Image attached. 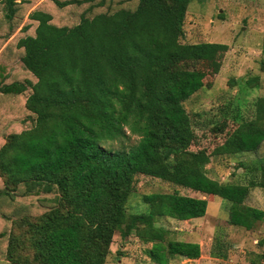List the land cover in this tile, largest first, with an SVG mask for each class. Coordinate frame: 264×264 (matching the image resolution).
Returning a JSON list of instances; mask_svg holds the SVG:
<instances>
[{"label":"trees","instance_id":"trees-1","mask_svg":"<svg viewBox=\"0 0 264 264\" xmlns=\"http://www.w3.org/2000/svg\"><path fill=\"white\" fill-rule=\"evenodd\" d=\"M16 1L0 0L10 21ZM20 1L33 6L31 0ZM107 1L45 0L51 9H32L22 31L34 28L33 34L17 47L35 82L0 79V102L21 100L34 123L11 134L0 149L5 189L24 186L26 195L55 193L43 202L57 204L42 215L18 211L8 217V227L0 233L7 241V264H108L117 233L165 246L149 251L157 264H169V257L198 260L200 244L168 241L171 232L157 221L204 218L205 196L230 204L234 227L252 231L264 221V211L245 204L251 189L264 190V166L258 168L261 181L248 185L221 183L206 168L212 157L259 151L264 97L257 99L252 120L234 118L237 128L212 154L192 150L194 128L184 104L205 87L207 70L219 71L229 46L182 43L192 0H120L114 12H102L109 9ZM55 9L79 11V20L58 19ZM260 66L264 73V60ZM132 136L139 141L129 150L107 147ZM238 166L253 171L245 163ZM139 175L204 198L179 192L144 195L148 213L130 214ZM4 192L0 200L10 205L11 194Z\"/></svg>","mask_w":264,"mask_h":264},{"label":"rangeland","instance_id":"rangeland-1","mask_svg":"<svg viewBox=\"0 0 264 264\" xmlns=\"http://www.w3.org/2000/svg\"><path fill=\"white\" fill-rule=\"evenodd\" d=\"M44 1L31 0L32 8L28 5L24 7L17 0V12L11 21L6 18L7 8L0 4V79L7 77L8 84L35 82V78L22 65V53L17 44L23 37L33 34L34 28L27 32L22 31L28 23L29 12L37 7L51 9ZM117 1L120 0L107 1L109 9L101 11L114 12L119 3ZM52 13L65 22L73 19V22H77L80 16V12L74 13L73 9H55ZM184 31L182 43H218L229 46L219 71L207 70L205 87L184 104L194 128L192 150H205L212 154L226 141L228 134L237 128L234 118L240 116L242 120H252L255 117L257 99L264 97V73L260 66L264 60V0H192ZM257 83L260 87L254 88ZM2 103L0 102V149L11 134L20 132L23 126L31 128L34 124L21 109V100L10 99L8 105ZM10 108L12 111H7ZM138 141V137L132 136L107 143V147L129 150ZM239 163H245L253 171L250 173L246 168L239 167ZM261 166H264V144L254 154L212 157L206 168L208 176L221 183L248 185L251 180L261 181L262 173L258 170ZM5 181L0 175V196L9 190L11 201L8 205L0 200V233L7 229L11 219L8 217L19 214L18 211L20 214L36 216L57 205L54 206L51 201L43 202L45 199H54L55 193L26 195L24 186L5 189ZM174 192L183 196L204 198V195L192 190L139 175L136 177V192L128 204V213H148V206L142 200L144 195ZM205 198L208 201V211L204 218L188 222L169 218L157 221V226L171 232L168 241L192 242L201 246L200 259L189 261L180 257H169V264H264V221L257 223L252 231L234 227L229 223L230 204L219 197ZM245 204L264 211V190L251 189ZM6 245V239L0 238V264H7ZM164 247L145 244L134 234L123 239L117 233L108 264H157L150 257L149 251H163Z\"/></svg>","mask_w":264,"mask_h":264},{"label":"crops","instance_id":"crops-1","mask_svg":"<svg viewBox=\"0 0 264 264\" xmlns=\"http://www.w3.org/2000/svg\"><path fill=\"white\" fill-rule=\"evenodd\" d=\"M189 261H193V260H189ZM195 261V260H194Z\"/></svg>","mask_w":264,"mask_h":264}]
</instances>
